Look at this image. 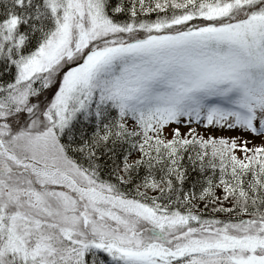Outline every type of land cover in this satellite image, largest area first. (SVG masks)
<instances>
[{"label":"snow or ice","instance_id":"obj_1","mask_svg":"<svg viewBox=\"0 0 264 264\" xmlns=\"http://www.w3.org/2000/svg\"><path fill=\"white\" fill-rule=\"evenodd\" d=\"M0 264H264V0H0Z\"/></svg>","mask_w":264,"mask_h":264}]
</instances>
